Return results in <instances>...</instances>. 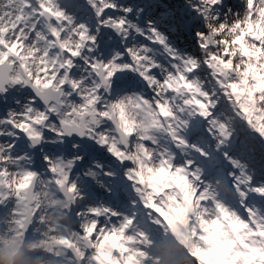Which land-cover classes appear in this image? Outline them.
<instances>
[{
  "label": "snow or ice",
  "instance_id": "snow-or-ice-1",
  "mask_svg": "<svg viewBox=\"0 0 264 264\" xmlns=\"http://www.w3.org/2000/svg\"><path fill=\"white\" fill-rule=\"evenodd\" d=\"M264 264V0H0V256Z\"/></svg>",
  "mask_w": 264,
  "mask_h": 264
},
{
  "label": "rangeland",
  "instance_id": "rangeland-1",
  "mask_svg": "<svg viewBox=\"0 0 264 264\" xmlns=\"http://www.w3.org/2000/svg\"><path fill=\"white\" fill-rule=\"evenodd\" d=\"M44 252H46V251H44ZM1 261H2V256H0V264H1ZM3 261H5L4 258H3ZM2 263H4V262H2ZM43 264H46V261H43Z\"/></svg>",
  "mask_w": 264,
  "mask_h": 264
},
{
  "label": "bare ground",
  "instance_id": "bare-ground-1",
  "mask_svg": "<svg viewBox=\"0 0 264 264\" xmlns=\"http://www.w3.org/2000/svg\"><path fill=\"white\" fill-rule=\"evenodd\" d=\"M31 264H40V263H34V262H33V263H31Z\"/></svg>",
  "mask_w": 264,
  "mask_h": 264
}]
</instances>
